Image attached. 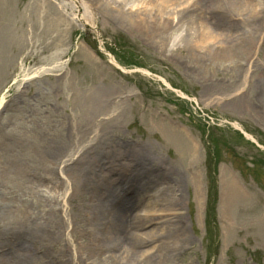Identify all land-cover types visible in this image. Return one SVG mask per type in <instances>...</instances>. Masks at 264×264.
<instances>
[{"label":"rangeland","instance_id":"rangeland-1","mask_svg":"<svg viewBox=\"0 0 264 264\" xmlns=\"http://www.w3.org/2000/svg\"><path fill=\"white\" fill-rule=\"evenodd\" d=\"M0 2V59L3 57L7 63L3 69L0 66V139L8 138L13 148L29 145L38 135V127L46 129V125V132L60 137L66 121L84 124L82 120L88 119V123L95 118L102 120L106 118V106H116L119 116L99 127L102 130L96 141L99 150L109 151L112 146L116 164L126 165L130 170L136 166L138 172L142 168L136 155L155 157L159 162L152 161L154 166L163 161L171 172L170 185L178 182L175 198L183 208L167 215L168 210L162 207L163 216L147 222L157 220L163 225L161 229L169 224L184 227L188 239L179 235L176 244L180 247L175 252L172 248L176 244L165 241L161 232L153 234L151 237L156 235L153 246L160 245L163 251L160 258L168 256V251V258L172 255L173 259L166 264H264V118L257 117L252 107L246 109L248 105L242 107L237 102L256 99L252 81L236 92L242 85L239 77L244 69L238 72L235 67L211 66L201 70L187 44L180 50L158 45L157 40L146 38L143 31L126 29L112 19H104L93 4L96 22L84 26L72 17L68 0H49L47 10L54 12L46 17V27L63 13L71 22L70 27H63L64 42L58 47L59 39H52L53 43L49 40L55 36V30L47 27L40 36L41 29L32 25L38 12L33 16L25 10L30 0ZM55 4L63 6L60 12ZM28 10L35 13L37 9ZM11 14L15 16L13 21L8 18ZM186 19L178 17V23L172 22L173 27L162 32L164 37L171 38V34L195 25ZM242 26L245 30L246 25ZM57 51H64L60 60L55 59ZM259 59L261 65L257 70L264 63L263 58ZM52 61H59V67L50 74H31L25 78V74ZM250 75L256 76L252 71ZM219 96L222 99H216ZM96 101L103 106L94 115L90 107L96 108ZM68 132L69 129L64 135ZM11 149L0 146V214L13 210L17 197L19 201L26 200L35 216L41 218L40 210L48 198L45 201L35 193L25 178L15 181L9 164L13 155L12 162L18 161V157L32 171L43 165L25 152V157L20 158L19 151L10 153ZM120 170L119 167V176ZM152 177L157 179L155 175ZM110 180L116 186L115 197L121 199L127 186L118 183V178ZM140 204L135 209L141 214ZM3 222L9 223V219L0 217V233L7 235ZM71 233L64 234L63 244L69 241ZM70 237L75 244L78 242L73 233ZM59 240V245H45L35 252L30 249L32 264H60L59 259L50 258L62 248ZM4 244L1 242L0 247ZM86 252L91 253L79 241L74 264H89L83 255ZM102 253L110 254L104 246ZM12 258L7 263L11 264ZM138 258L126 261V256L119 264H136ZM25 261L21 259L14 264H28Z\"/></svg>","mask_w":264,"mask_h":264},{"label":"bare ground","instance_id":"bare-ground-1","mask_svg":"<svg viewBox=\"0 0 264 264\" xmlns=\"http://www.w3.org/2000/svg\"><path fill=\"white\" fill-rule=\"evenodd\" d=\"M68 1L70 10L73 12L72 17L78 19L84 26L96 22L94 5L104 15V19H112L111 21H116L120 27L126 29L143 31L146 38L152 41L157 40L158 45H167L171 49L180 50L183 44H187L191 51L190 54L193 55L201 70L211 66L235 67L238 72L244 69L239 77L242 85L237 88L236 92H240L243 86L252 81L256 99L249 103L244 99L237 102L239 105L242 104V107L248 105L246 109L252 107L257 117L264 118V63L261 69L257 70L261 65L259 58L264 59V0ZM0 5H2L1 2ZM48 5L49 0H30L25 10L33 16H36L38 12V19L32 18L31 22L37 30L41 29L40 36L47 27L50 31L55 30V36L49 37V40L59 39L57 43L59 47L64 42L63 27H70L71 22L62 12L63 15H58L52 22H48L46 27L44 22L46 17L50 12H54L47 10ZM30 7H35L36 12L31 13L28 10ZM55 8L60 12L63 6L55 4ZM13 17L15 18L13 14L9 15V21H13ZM178 17L187 18L186 20L192 21L195 25L188 29H181L176 35L171 34V38L164 37L162 32L178 23ZM244 24L246 25L245 30L242 26ZM50 31H48V36H50ZM32 43L37 44L36 41ZM46 50L43 49V51ZM56 53L55 59L60 60L64 51ZM256 55H258L257 61H253ZM52 62L37 71L25 74V78L31 74L32 76L39 73L50 74L59 67V61ZM0 66L1 69L7 66L3 57L0 59ZM251 71L253 75L256 74L255 77H250L252 76ZM216 99H222V96ZM95 105L96 108H93L94 105L90 107L91 114L94 115L103 106L101 101H96ZM115 107L106 106V118L102 120L95 118L89 123L88 119L82 120L84 124L66 121L62 124L65 132L60 137H54L49 131L46 132L48 129L46 125V129L44 126L38 127L39 133L29 145L23 144L13 148V145L8 144V138L0 139L1 147H12L9 150L10 153L19 151L20 158L27 154L43 165V168L32 171L28 169L26 163L20 162L18 157H16L18 161L12 162L14 157L12 155L9 172L15 181L25 178V182H29L35 193L37 192L44 199L48 198V202L44 203L43 207L40 206L42 207L41 218L35 216L26 200L19 201L17 197L14 198L15 202L13 201L14 209L0 214V217L9 219V223L3 222L7 235L0 233V244L4 242V247L8 248L0 264H9L7 261H10L12 257L14 258L11 264L21 259H26V263L32 264L34 259H31L30 249L35 252L45 245H59V239L61 238L62 243L64 234L70 230L78 239L75 245L78 246L79 241L82 240L83 245L90 250L91 253L83 254L89 264H119L122 259H126V256L128 257L126 261L138 256L136 264H154L155 261H160V264L172 262V255L168 258V251H166L168 256L160 258L163 252L160 245L159 247L150 246L151 241L156 238V235L151 236L161 232V235H165V241L169 240L170 244L175 245L179 235H182L183 239H188L187 229L176 225L174 228V225L169 224L171 221L166 223L169 226L161 229L163 226L161 222L156 223L157 220H153L148 223L147 221L152 217L163 216L162 211L165 207V211L168 210L167 215L175 214L183 208V205L175 198V193L178 191L175 182H178L175 181L174 186L170 185V182H173L171 172L166 168L167 166L165 167L166 163L163 161H160L158 166H154L152 161L154 164L159 162L155 157L148 156L146 159L136 155L135 159H139L142 168L138 172L136 166H131L132 170H130L126 165L116 164L114 160L116 152L112 146L109 151L99 150L96 141L100 135L102 136L101 126L104 125V121L119 116L118 108ZM67 129L70 132L64 135ZM97 150L100 151V155ZM144 155L148 154L144 153ZM144 163L153 165V167H146ZM126 171H128L127 175ZM20 173L25 176H18ZM153 175L157 179H154ZM16 177L19 178L16 179ZM110 178L116 180L118 178V183H124L127 186V193L119 200L115 197L116 186L112 184ZM157 183L163 187H158ZM78 199L79 205L74 208ZM69 202L71 210L68 207ZM139 204L141 214L135 209ZM155 209L160 212L158 210L155 212ZM13 224L15 227H12ZM145 226L150 229L147 230ZM147 244L148 246L143 250ZM21 245L24 246L23 249ZM102 246L110 254L104 256ZM175 246L172 251L177 252L176 248L178 249L180 245ZM59 249L60 251H56V254L50 258L59 259L60 264H74L72 253L74 250L69 246L68 249L65 246ZM18 251L21 253L19 252L20 257L17 261ZM115 251L118 252L114 254Z\"/></svg>","mask_w":264,"mask_h":264}]
</instances>
